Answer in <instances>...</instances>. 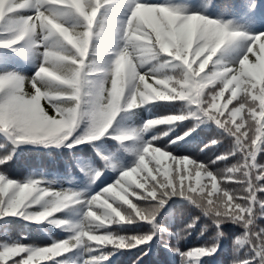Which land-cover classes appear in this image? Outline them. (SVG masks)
<instances>
[{
	"label": "clouds",
	"instance_id": "obj_1",
	"mask_svg": "<svg viewBox=\"0 0 264 264\" xmlns=\"http://www.w3.org/2000/svg\"><path fill=\"white\" fill-rule=\"evenodd\" d=\"M65 2L79 4V0H51L49 5ZM4 7L5 5L0 3V13L4 11ZM46 13L42 14L41 20L45 25L42 30L46 32V39L49 41L48 52L45 54L48 67H41L36 73L40 78L36 98L29 95L30 89L35 85L28 82L9 89L5 96L0 97V130L6 132L9 138L4 145H0V148L7 149L3 153H16L22 143H38L45 146L52 144L48 140L36 142L27 139L26 133L5 120L3 109L6 105L11 106L14 98L16 103L29 101L39 104L41 108L42 101L47 98L57 109V114L63 113V117L67 118L71 115V106L61 101L66 94H71L73 97L86 98L83 103H87V111H83L81 107V118L75 125L79 127L85 115L90 121L84 130L83 142L100 140L116 123L113 138L120 142H132L129 151H142L154 160L162 159L171 154L146 144L145 136L154 132L151 140L168 137L174 129L168 127L158 130L157 126L175 125L190 116H196L197 112L192 111L190 105H196L198 112L206 116L208 108L205 106L209 105L210 101L214 103L218 97L222 98L231 87L232 98L238 99V103L228 111L219 128L222 131L204 144L200 152L209 146L214 148L225 145L224 149L219 155L213 154L214 158L209 157L207 163L185 156L182 158V164L177 165L175 169L166 167L164 185L159 191L153 188L148 192V185L144 189V199L147 200L148 196H151L157 203L145 204L144 207L157 209L155 216L151 218L156 220L163 206L172 197L167 189L174 188L175 182L179 180L183 196L188 202L187 208H195L199 213L191 218L188 226L195 227L201 218H204L206 222L201 229V236L215 228L214 234L203 246L190 250L182 264H188L189 260L198 264L200 258L215 254L221 240L228 237L222 226L229 223L238 225L243 231L232 240V259L228 264H252L256 257H259V264H264V157H261V153H264V87L258 86L244 71L236 72L228 65H220L217 62L212 68L209 67L224 45L237 40H247L245 33L230 30L231 21L221 24L195 11L184 14L182 10L170 4L137 5L133 11L136 23L132 24L130 21V32L125 33V37L130 38L122 40V51L126 50L127 54H122L113 61L112 67H101L95 59H89V32L96 16L95 11L88 18V27L79 30L76 28L75 34L58 23L70 14L69 9L65 11L49 7ZM149 19L166 25V39L161 40L159 33L146 23ZM105 23L107 24V19ZM119 29L120 27L116 29L118 33ZM177 34L182 38L188 37V40L181 45ZM262 49L264 43L260 44L259 52ZM248 51L251 52L252 49ZM161 53L182 61V70L174 75L158 76L156 73L159 69L151 67L141 73L140 69L149 65L151 60H156ZM254 56L255 61L244 54L239 60L240 69L245 68L246 62L247 65L255 63L257 56ZM149 79L152 83H149ZM66 82H71L69 88L59 87ZM176 100L187 102L181 106L179 114L160 116L135 126L126 125L124 121L117 123L121 113H128L149 102ZM125 119L128 117L125 116ZM200 123L204 121L201 120ZM199 126L198 123L192 128L196 130ZM67 134L71 136V129ZM177 139L182 140L183 136H177ZM9 140L12 141L11 148H7ZM13 144L17 147H13ZM106 157L105 167H112L111 160ZM100 172L102 173V170ZM127 195L136 194L127 192ZM122 199L132 210L126 214L127 222L132 223L133 213L139 216L140 211L130 199ZM47 205L52 212L63 206L56 201H48ZM6 211L14 213V208ZM112 213L115 214L116 220L125 221V216L120 211L108 205L104 212L92 213L91 219L70 226L75 233L69 239L71 246L86 245L87 241H95L103 246H127L126 241L118 237L112 238L111 234L93 235L114 222ZM35 215H42V219L33 221L43 222L48 220L50 213ZM183 229L184 227L179 231ZM62 250H46L42 258L56 256ZM17 256L23 257L17 264H34L35 260L28 246L23 245H14L10 249L0 251V264H8L10 258Z\"/></svg>",
	"mask_w": 264,
	"mask_h": 264
},
{
	"label": "trees",
	"instance_id": "obj_2",
	"mask_svg": "<svg viewBox=\"0 0 264 264\" xmlns=\"http://www.w3.org/2000/svg\"><path fill=\"white\" fill-rule=\"evenodd\" d=\"M238 1L211 0L209 3V0H152L151 2L154 4H170L180 7L181 10H188L190 13L194 11L199 12L200 14L207 15L209 18L218 19L222 22L231 21L230 28L242 30L245 33L251 34L250 36L264 33V0H242V6L236 4ZM253 4H255V7H252ZM20 15L25 16L24 13ZM67 23L70 26H76L78 30L80 28L79 21L75 16H72ZM37 33L36 39L38 44L32 46L29 60L19 57L9 49L0 47V59L3 60L0 68H7L10 73H18L24 77L35 76L42 61L40 53L49 48V41L43 40L45 35L44 30L40 29ZM250 43V40H241L236 43L232 51L221 49L216 57L213 58V64H211L210 68L215 66L217 62L220 65L235 66V62L242 59L243 55L246 54V48ZM93 44V49H95L98 44L95 42ZM122 44V40L118 41L114 49ZM41 45L44 46L41 47ZM242 45L244 46L243 48L241 47ZM261 51L255 53L257 56L256 62L250 63L244 68V73L250 75L256 83L263 75L258 63ZM95 57L96 55L89 57V59H95ZM107 58L109 64L113 56L108 54ZM250 60L255 61V56L250 57ZM151 67L159 69L156 73L158 76L173 75L165 67L159 68L152 63L141 68L140 71L143 73ZM174 70L177 72L181 71L179 64L175 66ZM149 83H152V80H149ZM261 87H264V77ZM229 94V92H226L224 98H218L214 102L217 106L211 109L214 114H218L224 119L228 115V107H232V105H228L229 102H226ZM235 103L236 101L234 100L233 104ZM42 104H46V101H42ZM185 104H187L186 101L179 100L149 102L142 107L130 110L128 113H122L121 121L130 126L141 125L148 120L160 116L179 114L181 106ZM190 108L192 111L197 112L196 116H190L189 119L177 122L175 125L157 126V129L168 127L174 129L168 137L163 138L165 142H168L169 138L176 140L177 136H184L185 132L199 123L200 126L190 136H185L183 140H177V143L172 145L173 148L177 149L173 152V155H187L190 158H195L198 155V162L206 163L209 157L214 158L213 154L219 155L225 145L205 149L203 152H200V149L222 130L219 129L214 121L202 116L198 112L196 105H190ZM125 116L128 119H125ZM201 120L204 123H200ZM154 134V132L148 133L145 136V140H151ZM5 143L6 140L0 136V145H4ZM177 144L179 145L178 148ZM43 146L38 143L20 144L16 149L15 156L8 162L9 169L7 174L18 182L28 178L40 179L44 182V185H40V187L50 184L51 188L56 191L71 189L77 193H83L84 195L79 197L82 201L81 203L72 202L52 216L53 220L70 226L79 224L85 219L86 208L83 201H86L92 195L98 194L104 187L110 186L121 174V166L124 170H127L138 163V156L128 150L132 147V142L122 144L108 137L77 144L74 148H68L63 145L60 147L52 145L47 146V148ZM154 146H159V143ZM11 147L7 143V148ZM6 150V148H0V154H3ZM102 156H108L112 164L117 165V168L105 167L106 161L102 159ZM261 157H264V153H261ZM155 162L153 159L149 167L151 168ZM163 163L166 166L170 163V160L165 159ZM97 170H102V175L99 179H95ZM142 175H138L137 179H141ZM94 180L95 182H93ZM187 204L188 202L179 196H172L168 200L157 215L155 222L159 223L162 229L166 228L169 231L157 233L147 245L125 249H117L113 245H107L111 249L107 254V259H104L100 258L102 246L89 243L73 247L68 253H63L60 257L49 259L50 257L46 256L43 260L36 258L34 264H54V261H59L60 264H182L184 259L179 253L173 251V248L179 247L181 252L186 253L194 248L203 246L205 241L215 232V228H212L201 236V229L206 222L204 218H201L195 228L191 230V235L186 240H181L177 244V239L172 234L179 232L193 216L199 215L195 208H187ZM42 210H45L43 201L41 204L33 205L29 208L28 213L35 214ZM49 224L52 223L27 220L21 216H5L0 219V243L7 242L11 245L13 241H20L23 246H50L53 241L59 242L64 239H70L75 235L71 229L66 227L56 229L54 228L55 225L49 227ZM222 228L228 233V237L221 240L220 247L215 254L200 258L198 264H228L232 259V240L243 230L238 225L230 223L223 225ZM151 229V224L140 222L137 218L135 222L114 223L110 226H105L99 231L101 233L110 232L112 234L130 236L143 235ZM165 241L171 247L166 246ZM144 251H147V255H143ZM18 258V256L10 258L8 264H11L12 259ZM188 264H195V261L189 260ZM252 264H259V257L252 260Z\"/></svg>",
	"mask_w": 264,
	"mask_h": 264
},
{
	"label": "snow or ice",
	"instance_id": "obj_3",
	"mask_svg": "<svg viewBox=\"0 0 264 264\" xmlns=\"http://www.w3.org/2000/svg\"><path fill=\"white\" fill-rule=\"evenodd\" d=\"M114 2L115 0H79L78 5H73L70 2L55 4V6L69 9L70 13L74 14L75 18L79 21V27L82 29L88 27V18L92 15L93 11L96 12L95 19L91 23V29L89 32V56L95 54L94 51L90 53V49L94 48V39H99L101 36L106 34V17L101 15V11L105 8L106 5L113 4ZM0 3H3L5 5L4 11L0 13V22L5 21L7 18L14 17L15 19H9V24L13 26V30L16 32V35L12 39L0 41V47H12L17 43L24 41L25 38H31L34 33L45 27L41 20V16L42 14H47L44 6L49 5L51 3V0H0ZM131 3L134 7L130 13V17L127 20H123L120 22L119 34L121 40L130 38L125 37V33L130 32V21L132 24L136 23L135 18L133 17V11L135 10L136 6L154 5V3L147 2V0H131ZM252 7H255V4H253ZM177 8L181 10L180 7ZM25 11H32L33 14L29 16H21L20 14ZM209 19L223 24V22L218 19ZM58 23L62 24L63 27L67 28L70 32L75 34V30L77 28L76 26L68 25L67 21L64 19L58 21ZM148 23L151 24L152 28H154L159 33V37L166 39V25L153 19H149ZM225 27H227V25H225ZM46 35L47 34L45 32V35L43 37L44 41H47ZM247 37V40L251 41L250 45L246 48V55H248L250 59V57L254 56L255 53L259 52L260 44L264 43V33ZM177 40L181 45H183L188 40V37L185 36L182 38L179 34H177ZM43 46L44 45H41V47ZM122 48L123 45H119L116 49L110 50L109 54L113 56V59L109 62V67H112L113 61L117 60L120 55L127 54L126 50L122 51ZM248 49H252V51L249 52ZM47 52L48 49L40 53L42 61L38 67L37 72H39L41 67H48V63L45 59V54ZM21 55H24V53L22 52ZM28 58L30 59V57ZM77 59H79V57H77ZM179 62L182 63V61ZM0 64H3L2 59H0ZM245 66H247V62ZM230 67H232L236 72L244 71V69H240L239 67V60L235 62V66ZM39 79L40 78L36 74L32 77H24L18 73H10L7 68H0V97L5 96L8 93L9 89L17 87L23 82H28L35 85V87L30 89L29 95L33 98H36V88L39 87ZM70 86L71 82H66L59 85V87L61 88H69ZM227 92H229L230 94L226 102H229L228 105H232L231 108L228 107V111H230L232 108L236 107L238 99L232 98L231 87ZM225 93L223 94V98L225 97ZM78 100L80 101L79 103ZM234 100L236 101L235 104H233ZM44 101H46V104H43L41 108L39 104L31 103L29 101L16 103L14 98V102L11 104V106L6 105L3 109L5 120L8 123L14 124L18 128H20L24 133H26V138L32 141L39 142L48 140L54 145H63L68 148H74L77 144L85 143L83 142L84 135H81L78 131V127L75 126L81 118V107L83 103L82 97H73L71 94H66L62 98L61 102L67 103L71 106V115L67 118L63 117V113H60L59 115L57 114V109L53 106V103L50 100L46 98ZM216 106L217 105L215 103H212L210 101L209 105L205 106L208 108V113L204 117H207L209 120L214 121L220 128L224 121V118L219 116L218 114H214L211 111V109L215 108ZM69 129H71L70 137L67 134ZM194 131V128H190L187 132H185L186 134L184 133L183 139L185 136H190ZM0 134H3L6 140L9 139L8 134L3 130H0ZM177 140L180 139L176 138V140H172L171 138H169L168 142H165L163 139L147 140L146 144H151V146L153 147L163 149L165 152H168L171 155L164 156L162 159L155 160V164H152V167L150 168L149 164L152 163V157L150 155L143 154L142 151L135 153L138 156V163H136L135 166H132L127 170H124L121 166V174L110 186L104 187L98 194L92 195L91 197L87 198L86 201H83L86 208L84 219L85 221L91 219L92 213H102L107 209L108 205H111L125 216L124 222L128 223L126 214L127 212H130L132 210L129 205L125 203V200L122 199V197L130 199L140 211L139 216H136V214L133 213V222L137 221L138 218L140 222L151 224L152 229L144 233L143 235L126 236L112 234L110 232L101 233L100 231L93 233V235L108 236L109 234H111L112 238H121L122 240L127 242V246L121 244L120 247L116 248L125 249L138 248L140 245H147L148 242L151 241L153 236H155L157 233L161 231L168 232V229H161L160 224L151 219L153 216H155L157 209L144 207L145 204L157 203L156 201L152 200L151 196H148L147 200L144 199V196L146 195L144 189L145 186L148 185V192H151L153 188H155L156 191H159V188L164 185L165 168L167 167L170 169H175L177 165L182 164V158L187 155H173V152H175L177 149L172 147V142L175 141L174 144H176ZM9 142L12 143V141L10 140ZM157 143H159V146H154ZM168 145L171 146L169 147ZM13 147H17V145L13 144ZM178 147L179 145L177 144V148ZM206 149H212V147L209 146ZM15 154L16 153L14 152L0 154V219L5 216H21L25 219L27 217V220H39L42 219V215L35 214L44 213H50L48 217L50 218L55 213H58L62 209L66 208L70 203L82 202L79 197L83 196V193H77L71 189L56 191L51 188L50 184L40 187V185H44V182L40 179L28 178L24 181L18 182L17 180L10 178L7 174L9 169L8 162L13 159ZM9 157H11V159H9ZM102 159L106 160L107 157L102 156ZM165 159L170 160V163H168L166 166L163 163V160ZM191 159L198 160L199 157L197 155L195 158ZM112 167L113 169H116L117 165H112ZM180 171L182 172V168L180 169ZM140 174L143 175L141 179L138 180L137 176ZM101 175L102 173L97 170L95 179H99ZM93 182H95V180ZM125 190H127V192H134L136 195L129 196L127 195V192ZM167 191L171 196L183 197L186 200V198L183 196L181 183L179 180L175 182L174 188L170 187L167 189ZM29 193L33 194L30 195ZM42 201L44 202L45 210L39 211L35 214L28 213L29 208H31L33 205L41 204ZM48 201H56L63 206L59 207L55 212H52L51 208L47 205ZM102 204L104 205V207H101ZM9 208H14V213L6 211ZM108 211H110V209H108ZM112 215L114 217V222L110 225L114 223H121L119 220L115 219L114 213H112ZM194 228L195 227L188 226L187 223L185 224L183 231L173 233L172 235H174L177 239V244H179L181 240H186L187 237L191 235V230ZM89 243H95L97 245L103 246L102 244H99L95 241H87V244ZM165 244L166 246L171 247V245H169L167 241H165ZM14 245H21V242L13 241L11 245L7 242L0 243V249H2L0 251L10 249ZM53 248L63 249L59 252L58 255L52 256L60 257L63 253H68L73 247L71 246L69 239H64L59 242L53 241L50 246H28L29 252L34 260H36V258H40L41 260H43L44 258H42V256L44 252L46 250L50 252ZM173 251L179 253L183 259H186L190 253V251L186 253L181 252L179 247L173 248ZM143 255H147V251H144ZM52 257H50L49 259H51ZM103 258L107 259V257ZM21 259H23V257L12 259L11 264H17V262ZM54 264H60V262L54 261Z\"/></svg>",
	"mask_w": 264,
	"mask_h": 264
},
{
	"label": "rangeland",
	"instance_id": "obj_4",
	"mask_svg": "<svg viewBox=\"0 0 264 264\" xmlns=\"http://www.w3.org/2000/svg\"><path fill=\"white\" fill-rule=\"evenodd\" d=\"M44 7H55V5H45ZM133 4L131 3V0H115V2L113 4L110 5H106V7L104 9H102L101 11V15L105 16L107 19V24H106V34L101 36L100 39L104 40V47L99 48V50H108V49H112V47L115 44V41L117 40V36H118V32L116 31V29L118 27H120V22L123 20H127L128 18H126L125 16L128 15V17H130V13L133 10ZM149 26H151V24L148 23V21L146 22ZM0 28H10L13 30V26L10 25L9 23H6L5 21L0 22ZM16 35V32L14 31L12 33V37H14ZM160 39L162 40L163 38L160 37ZM30 38H25V40L23 41V46H27V44L29 43ZM235 41L228 43L226 45H224L226 48L232 47L234 45ZM160 58L161 62H164L167 60V57L164 56V54L161 53V55L158 57ZM263 60V59H262ZM105 59L101 58L97 63L101 66L104 67L105 65ZM165 64V62H164ZM213 64V62H212ZM166 65H168V63H166ZM173 66H176V64H173ZM211 66V64L209 65V67ZM180 70H182V64L179 66ZM177 71L174 70L172 71V74L174 75ZM82 100H86V98H82ZM82 106H84V108H82L83 111H87V103L84 102L82 103ZM86 106V107H85ZM90 121L88 119V117L85 115L82 119L81 122L79 124L78 127V131L80 132L81 135H83L82 133H84V130L88 127ZM117 125L113 126V129L116 127ZM113 129H110L108 133H106V135H111L113 137ZM120 142V141H119ZM122 144H126L127 142H120ZM54 145V144H51ZM47 223H52V221H56V220H52L51 218H48V220H46ZM51 221V222H50ZM58 222V221H57ZM60 223H52L49 224V227H52V225H59ZM62 227H66L68 229H71L70 225L68 224H64V226ZM111 247L109 246H102L100 249V258L102 257H107V254L110 252Z\"/></svg>",
	"mask_w": 264,
	"mask_h": 264
}]
</instances>
